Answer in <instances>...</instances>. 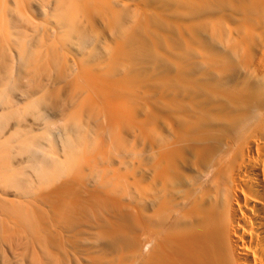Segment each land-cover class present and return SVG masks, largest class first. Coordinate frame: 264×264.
<instances>
[{
    "label": "bare ground",
    "instance_id": "6f19581e",
    "mask_svg": "<svg viewBox=\"0 0 264 264\" xmlns=\"http://www.w3.org/2000/svg\"><path fill=\"white\" fill-rule=\"evenodd\" d=\"M0 264H264V0H0Z\"/></svg>",
    "mask_w": 264,
    "mask_h": 264
}]
</instances>
